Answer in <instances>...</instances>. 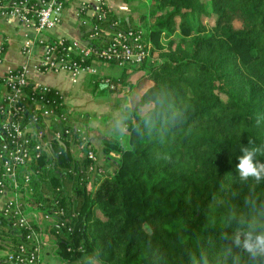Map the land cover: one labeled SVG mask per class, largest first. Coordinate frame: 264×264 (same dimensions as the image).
Masks as SVG:
<instances>
[{"label":"trees","instance_id":"obj_1","mask_svg":"<svg viewBox=\"0 0 264 264\" xmlns=\"http://www.w3.org/2000/svg\"><path fill=\"white\" fill-rule=\"evenodd\" d=\"M145 2L140 25L119 28L105 7L101 21L91 18L110 31L139 33L149 45V57L119 66L118 77H88L92 93L125 98L122 131L97 134L101 163L87 142L72 156L73 131L51 141L31 167L23 207L52 215L45 228L61 264L82 255L94 264H233L224 236L264 227V180L241 181L237 169L249 140L264 150V0ZM88 39L94 48L106 45ZM105 77L112 88L100 82ZM88 147L102 169L92 175ZM257 159L264 163V151ZM0 227L12 249L20 237L9 221L0 219Z\"/></svg>","mask_w":264,"mask_h":264},{"label":"built area","instance_id":"obj_2","mask_svg":"<svg viewBox=\"0 0 264 264\" xmlns=\"http://www.w3.org/2000/svg\"><path fill=\"white\" fill-rule=\"evenodd\" d=\"M65 1L0 0L1 18L14 20L32 29L30 45L39 47V71H63L75 82L79 75L97 73L96 63L92 60L86 62L90 56L103 62L114 61L118 66H138L149 57V45L139 33L132 35L130 32L110 31L97 23L85 25L81 22V26L88 27L89 38L98 37L106 42L100 48L92 47L90 41L80 47L74 41L49 36L48 31L61 20ZM79 7L82 9L84 5ZM103 7V0H98L94 7L95 20L103 19ZM71 54L76 57L72 59ZM100 82L108 83V87L112 88L108 78H102ZM51 93L55 97L50 96ZM52 122H59L64 128L51 129ZM83 129L82 115L66 105L62 93L48 85L28 80L24 66L0 73V219L9 221L13 235L20 237L11 249L8 244L10 239L0 235L3 264H43L42 258L46 254L59 261L55 255L56 244L48 239L45 228L46 224L55 223L52 215L39 212L38 206L25 209L23 195L34 172L31 167L41 154L50 153L51 141L60 140L73 131L79 143L69 141L68 145L69 148L75 146L80 152L85 150L86 145ZM83 157L89 161L87 171L90 174L102 171L95 167V156L89 147ZM53 213L62 215L61 209ZM34 225L36 228H33ZM93 263V259L84 255L75 262Z\"/></svg>","mask_w":264,"mask_h":264},{"label":"crops","instance_id":"obj_3","mask_svg":"<svg viewBox=\"0 0 264 264\" xmlns=\"http://www.w3.org/2000/svg\"><path fill=\"white\" fill-rule=\"evenodd\" d=\"M98 0H66L60 22L48 31L51 37H61L68 41L78 43L80 47L88 44V36H83L81 22L91 25V18L94 15V7ZM137 2V3H136ZM81 4L84 8H80ZM145 0H103V6L107 8L117 19L119 28H129L133 25L143 24L140 15L146 8ZM33 31L18 24L14 20H6L0 17V73L8 69L20 68L24 66L28 80L41 83L58 90L64 96L66 105L76 110L82 115L83 132L86 142L91 146L98 158L100 157L101 141L97 134L108 135L120 133L123 129L122 110L126 106V100L118 95L114 102L99 100L92 97L91 86L88 82L89 75L106 77H118L121 68L114 63L97 62L96 74H82V84L89 87L91 95L86 94L70 98V88L77 83L72 82L68 73L60 71L56 73L41 72L37 69V60L40 56L39 47L30 45ZM148 44V43H147ZM139 76V72H133L128 76V80L134 82ZM88 89V90H89ZM76 106V107H74ZM85 120V121H84ZM71 154L76 150V157L79 155L77 148L73 145L69 148ZM100 160V158L98 159ZM102 162L101 160L99 161ZM43 264H61L49 254L43 256ZM95 263V262H94ZM93 263V264H94Z\"/></svg>","mask_w":264,"mask_h":264},{"label":"clouds","instance_id":"obj_4","mask_svg":"<svg viewBox=\"0 0 264 264\" xmlns=\"http://www.w3.org/2000/svg\"><path fill=\"white\" fill-rule=\"evenodd\" d=\"M249 146L241 147L242 155L238 157L239 163L237 169L239 179L248 181L250 178L259 183L264 180V163L257 159L261 150L258 147H252L253 140L248 141ZM227 243L228 254L232 256L233 264H241L240 256L233 250H238L247 256L248 264H262L264 262V227L259 225H250L249 229L244 232H236L231 238L224 236ZM203 256V253H201Z\"/></svg>","mask_w":264,"mask_h":264},{"label":"rangeland","instance_id":"obj_5","mask_svg":"<svg viewBox=\"0 0 264 264\" xmlns=\"http://www.w3.org/2000/svg\"><path fill=\"white\" fill-rule=\"evenodd\" d=\"M137 3V2H136ZM144 23V22H143ZM163 40L162 41H164V39L165 38H162ZM81 79H82V77H78V79H77V83L76 84H74V85H72V87L70 88V91H69V97L70 98H77V97H81V96H83V95H85L86 96V94H89V95H91V92H90V89H89V87L88 88H86V86L84 85V84H82V81H81ZM130 87H126L125 89L126 90H128ZM89 89V90H88ZM130 90H133V87H131V89ZM133 92V91H132ZM131 91L129 92V93H132ZM121 95V94H119V93H114V92H100V93H95V94H93L92 95V97H95L96 98V101H99V100H104V101H110V102H114L115 100H116V97L118 96V95ZM74 98V99H75ZM74 107H76V106H74ZM74 110V109H73ZM74 111H76V110H74ZM85 121V120H84ZM76 150H74L73 152H72V156L73 157H76ZM93 173V172H92ZM92 173H91V175H92Z\"/></svg>","mask_w":264,"mask_h":264}]
</instances>
